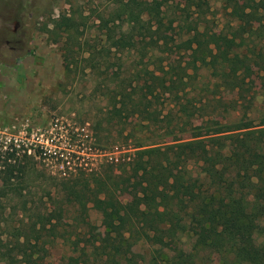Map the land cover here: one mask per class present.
I'll return each mask as SVG.
<instances>
[{"label":"trees","instance_id":"16d2710c","mask_svg":"<svg viewBox=\"0 0 264 264\" xmlns=\"http://www.w3.org/2000/svg\"><path fill=\"white\" fill-rule=\"evenodd\" d=\"M167 1L114 0L101 19L99 49L78 52L64 44V78L88 77L107 101V124L134 119L148 141L114 145L118 155L104 171L73 169L44 179L7 153L0 167V216L15 201L27 218L12 228L17 264H51L37 243L50 214L71 213L72 221L84 224L89 209L99 216L101 236L88 250L74 245L75 255L57 264H203L209 257L212 264H264V117L256 123L245 114L219 120L217 114L202 113L204 104L182 101L201 70L213 79L214 91L242 87L248 75L261 73L264 95V55L257 48L264 31L247 23L261 17L264 0L230 3L236 28L229 27V33H214L202 21L208 0H184L191 11L178 17L175 37L163 23ZM80 19V13L61 15L45 30L53 42L61 36L67 42L81 35ZM175 50L191 58L171 64L168 55ZM129 54L137 61L124 66L121 56ZM161 99L176 107L174 113L161 115ZM196 113L199 126L188 127ZM175 130L187 132L188 139L165 141ZM38 180L47 188L46 201L27 202L22 191L29 192L30 184L39 188ZM139 247L146 248V260L135 251Z\"/></svg>","mask_w":264,"mask_h":264},{"label":"rangeland","instance_id":"374dc122","mask_svg":"<svg viewBox=\"0 0 264 264\" xmlns=\"http://www.w3.org/2000/svg\"><path fill=\"white\" fill-rule=\"evenodd\" d=\"M113 1L0 0V167L6 154L12 152L34 167V175L38 179L58 177L73 169L104 171L109 168L106 162L110 157L118 155L113 151L114 145L132 147L134 139L143 143L148 141L145 140L147 133L134 119H124L121 124L111 120L107 124V101L98 95L92 80L80 74L72 80L64 78L61 59L64 44L69 42L72 50L78 52L99 49L103 40L101 19L104 21L108 17ZM148 1L155 3L158 0ZM232 2L239 5L241 0L207 1L201 19L208 30L229 33V27L236 28V22L229 16V4ZM162 10L165 14L163 23L168 33L175 37L178 17L191 10L187 11L184 0H168ZM258 12L261 17L247 18V23L253 30L261 28L264 31V9ZM70 13H80L78 33L81 35L69 37L67 42L61 36L58 42H53L45 29H51L52 21ZM168 21H171L170 26ZM134 34L137 35L138 31ZM257 48H262L264 55L263 38ZM173 52L167 60L171 64L180 62L184 65L191 58L190 53ZM121 59L124 66L137 61L131 54L122 55ZM77 66L82 67L84 63L77 60ZM186 73L192 74L190 70ZM260 74L248 75L242 87L218 88L216 92L212 89L213 79H209V73L198 71L194 82L186 88L182 101L191 99L196 107L204 104L202 113L217 114L219 120L232 121L245 114L256 123L264 117ZM161 103L158 106L161 115L176 110L168 100L161 99ZM228 112L230 116L227 117ZM199 117L196 113L188 127L199 126ZM175 131L165 141L188 139L187 132ZM38 183L39 188L30 184L29 192L22 191L27 202L38 198L46 201L44 181L38 180ZM18 207L15 201H11L0 216V264H17L18 261L15 241L11 237L12 228L20 225V221L23 225L27 221ZM50 215V223L46 224L45 231H40L37 243L46 250L41 255L51 264L61 263L66 256L75 255L76 252H71L74 245L77 249L88 250L91 241L102 234L99 216L93 209L87 211L84 224L72 221L71 213ZM187 247V244H182L183 249ZM135 251L147 259L146 248L139 247ZM209 258L203 264L215 261L213 257Z\"/></svg>","mask_w":264,"mask_h":264}]
</instances>
